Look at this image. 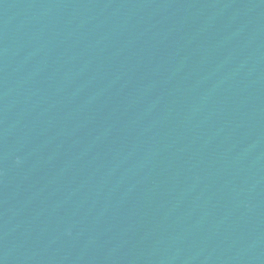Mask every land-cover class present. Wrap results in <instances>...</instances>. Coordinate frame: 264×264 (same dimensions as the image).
I'll return each mask as SVG.
<instances>
[{"label": "water", "instance_id": "water-1", "mask_svg": "<svg viewBox=\"0 0 264 264\" xmlns=\"http://www.w3.org/2000/svg\"><path fill=\"white\" fill-rule=\"evenodd\" d=\"M0 264H264V0H0Z\"/></svg>", "mask_w": 264, "mask_h": 264}]
</instances>
